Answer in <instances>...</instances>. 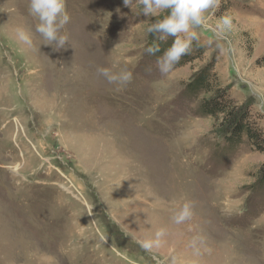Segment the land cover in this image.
Here are the masks:
<instances>
[{"label":"rangeland","instance_id":"1","mask_svg":"<svg viewBox=\"0 0 264 264\" xmlns=\"http://www.w3.org/2000/svg\"><path fill=\"white\" fill-rule=\"evenodd\" d=\"M64 3L68 40L54 51L29 0H0V264H264V155L229 150L198 112L203 95L184 90L213 62L264 130V0H220L195 29L205 53L167 74L146 52L161 17L137 0ZM222 15L233 27L218 37ZM98 68L132 79L109 83ZM186 202L192 216L177 224Z\"/></svg>","mask_w":264,"mask_h":264},{"label":"clouds","instance_id":"2","mask_svg":"<svg viewBox=\"0 0 264 264\" xmlns=\"http://www.w3.org/2000/svg\"><path fill=\"white\" fill-rule=\"evenodd\" d=\"M123 3L129 7L133 0H123ZM137 4L145 17H161L148 23L146 28L148 34L158 40L174 38L171 46L156 61L160 73L167 74L182 56L189 53L192 41L198 39L195 29L208 27L207 20L215 15L220 0H137ZM29 10L39 21L35 28L36 33L47 41L48 45L54 44V51L64 48L68 38L60 32L70 19L65 10L64 0H29ZM232 27L231 17L222 15L217 19L214 31L218 37H224ZM15 31L20 42L32 47L33 40L28 32L23 28H17ZM159 51L158 45L146 48V52L153 55ZM97 71L109 83L126 84L132 79V73L127 69L119 73H112L107 68H98ZM191 216V204L186 202L175 211L173 220L179 224ZM163 234V230H160L156 236L159 238ZM142 247L151 248L152 242H143Z\"/></svg>","mask_w":264,"mask_h":264},{"label":"trees","instance_id":"3","mask_svg":"<svg viewBox=\"0 0 264 264\" xmlns=\"http://www.w3.org/2000/svg\"><path fill=\"white\" fill-rule=\"evenodd\" d=\"M173 37L164 40L154 39L147 47L159 46L160 51L152 56L161 57L171 46ZM205 53V46L192 42L190 51L181 57L173 68L192 64ZM186 93H191L195 98L200 94L203 98L198 102L200 115L210 117L218 123V133L221 135L229 150H235L243 144L250 145L254 151L264 155V130L251 118L249 107L239 105L228 94L227 88L219 85L214 73V64L209 62L184 85ZM258 184L264 186V163L259 169Z\"/></svg>","mask_w":264,"mask_h":264}]
</instances>
